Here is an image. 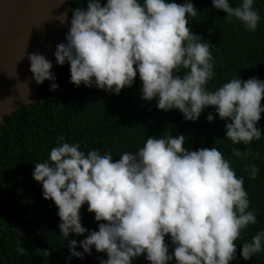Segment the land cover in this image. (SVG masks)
<instances>
[{"label":"clouds","instance_id":"1","mask_svg":"<svg viewBox=\"0 0 264 264\" xmlns=\"http://www.w3.org/2000/svg\"><path fill=\"white\" fill-rule=\"evenodd\" d=\"M64 3L65 0H60ZM255 0H212L229 24L257 31L261 17ZM71 12V20L68 14ZM200 12L192 0H88L87 7L69 9L57 19L70 23L66 42L56 46V64L70 66V82L119 95L131 88L139 75L141 99L156 101L158 110H178L184 120L196 122L211 107L225 121V137L236 147L232 154L247 160V147L264 137L257 127L264 114V80L233 78L210 91L215 58L210 41L189 25ZM214 28L209 30L212 35ZM37 85H59L53 63L44 55L28 56ZM186 137L148 136L143 147L114 159L111 151L87 153L78 142L63 136L46 161L36 163L33 179L42 185L43 199L53 201L61 221L60 238L68 241L69 256L84 259L93 249L107 255L100 264H134L144 256L148 264H233L242 233L257 223L244 188L231 161L216 147L187 150ZM250 180L259 168L245 169ZM94 214L98 231L81 222V209ZM79 241L70 236H85ZM170 237V245L166 242ZM83 251H77V247ZM20 255L26 254L18 246ZM49 256L50 251H39ZM264 253V230L241 245L240 256L249 261Z\"/></svg>","mask_w":264,"mask_h":264},{"label":"trees","instance_id":"2","mask_svg":"<svg viewBox=\"0 0 264 264\" xmlns=\"http://www.w3.org/2000/svg\"><path fill=\"white\" fill-rule=\"evenodd\" d=\"M177 4L184 0H173ZM200 12L189 25L193 33L210 41L215 58V76L207 88L214 91L233 78L247 80L256 77L264 80V0H255L254 7L261 20L257 31L249 33L242 25L227 23L226 14L212 6V0H192ZM88 0H69L70 8H86ZM106 4V0H103ZM235 7L241 0H229ZM69 22L71 12H69ZM70 23H68V29ZM214 28L212 35L209 30ZM68 30L66 31V33ZM65 33V37H66ZM66 42V39L63 43ZM52 72L59 87L50 90V81H45L38 89L42 103L38 106L21 107L10 117H5V125L0 133V264H67L68 241L60 238L57 207L53 201L43 199L42 185L33 179L36 163L48 159L60 136L68 143L78 142L81 150L88 152L98 149L103 154L111 151L114 159L124 152H135L143 147L148 136L186 137L184 147L189 151L216 147L231 161L237 177L244 178V188L250 200V210H254L257 223L250 225L237 243V260L233 264H264V253L249 261L240 256L241 245L250 242L264 230V137L253 142L252 153L247 160L235 157L232 149L245 151L242 144L233 145L225 137V121L218 116L208 122L207 115L214 109L209 107L196 122L185 121L178 110L164 112L158 110L156 101L151 103L141 99L142 87L139 75L131 88H125L119 95L109 94L95 87L74 86L70 82V66L56 64L52 58ZM264 106V100H262ZM257 127L264 130V114ZM259 168L257 179L250 180L246 168ZM85 204L80 212L81 222L89 232L98 231L94 214L87 211ZM85 236H70L78 244ZM170 244V237H166ZM24 246L26 254L20 255L16 249ZM39 251H50L43 256ZM77 251H83L77 247ZM97 253L85 255L84 259L73 257L70 264H100ZM134 264H148L144 256ZM175 264V261H173Z\"/></svg>","mask_w":264,"mask_h":264},{"label":"water","instance_id":"3","mask_svg":"<svg viewBox=\"0 0 264 264\" xmlns=\"http://www.w3.org/2000/svg\"><path fill=\"white\" fill-rule=\"evenodd\" d=\"M69 8V0H0V133L5 117L42 103L38 89L43 84L33 80L28 56L39 53L52 60L68 30L57 17Z\"/></svg>","mask_w":264,"mask_h":264}]
</instances>
